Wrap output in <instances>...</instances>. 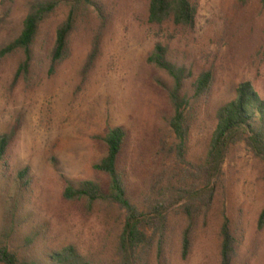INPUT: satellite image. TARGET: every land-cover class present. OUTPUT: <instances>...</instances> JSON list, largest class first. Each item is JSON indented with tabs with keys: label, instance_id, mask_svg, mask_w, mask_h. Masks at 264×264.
<instances>
[{
	"label": "rangeland",
	"instance_id": "obj_1",
	"mask_svg": "<svg viewBox=\"0 0 264 264\" xmlns=\"http://www.w3.org/2000/svg\"><path fill=\"white\" fill-rule=\"evenodd\" d=\"M26 1L0 0V46L21 33ZM103 1L112 21L103 31L99 56L90 70L86 66L101 27L94 13L71 38L69 56L51 70L50 54L56 30L68 14L66 7L47 21L39 57L26 71L21 72L26 61L22 54L0 60V137L15 134L8 173L0 174V226L9 202L17 199L19 172L29 169L32 183L24 193L29 198L27 211L23 209L30 218L19 213L18 222L23 224L22 238L31 229L38 230V257L75 247L92 264H121L123 213L106 203L63 198L68 182L108 183L94 165L105 156L103 138L112 129L128 132L121 164L133 201L146 208L148 198L159 197L167 185H204L188 163L204 159L217 113L235 100L241 84L251 83L264 99L263 0L246 5L237 0H198L194 29L163 30L147 23L149 0ZM158 44L196 77L213 75L211 93L206 103L198 104L190 122L184 161L170 128L173 107L159 85V81L172 85V79L148 62ZM216 188L212 208L193 224L180 209L183 203L172 205L171 200L170 254L163 264H221L220 233L226 216L242 231L236 264H264V229L258 227L264 210V163L245 143L233 146ZM191 225L192 249L184 259L183 236ZM157 246L143 257L144 264H158Z\"/></svg>",
	"mask_w": 264,
	"mask_h": 264
},
{
	"label": "trees",
	"instance_id": "obj_2",
	"mask_svg": "<svg viewBox=\"0 0 264 264\" xmlns=\"http://www.w3.org/2000/svg\"><path fill=\"white\" fill-rule=\"evenodd\" d=\"M237 1L246 5L252 0ZM61 7L68 8V14L56 30V41L50 54L51 70L54 72L56 66L69 56L71 38L85 19L94 13L101 20V27L94 37L86 66V71L90 70L99 56L103 31L112 21L103 0H27L28 13L22 31L15 39L0 46V60L22 54L26 61L21 66V72L26 71L39 57L40 35L44 26ZM198 14V0H149L147 23L159 30L170 26L194 29ZM148 62L172 79V85L162 81H159V85L168 93L173 107L170 128L179 142L176 152L183 158L190 143V122L199 109L198 104L206 103L211 93L213 75L206 72L196 77L191 69L172 59L169 49L162 44L155 47ZM14 139V133L0 137V174L3 177L8 173L7 156ZM127 139L128 132L124 128H114L103 138L107 152L94 165V169L106 176L108 183L87 181L77 185L76 182H68L63 198L70 202L86 200L91 205L102 202L123 213V229L118 242L121 264H144L143 257L152 251L156 243L157 263L163 264L170 254L167 243L171 228L167 214L171 200H174L172 205L183 203L180 209L193 224L197 216L212 208L217 193L216 186L221 181L228 153L233 146L245 143L247 149L264 163V99L251 83L241 84L235 100L217 113L216 129L204 159L198 164L188 163L204 185L192 188L167 185L161 190L159 197L148 198L149 206L146 208H141L133 201L128 176L121 164ZM17 180V199L9 202L11 208L5 210L0 226V264H92L75 247L36 256L35 247L40 237L38 230L31 229L22 238L23 224L18 222L19 213L30 218L24 213L29 201L24 193L32 183L30 170L19 172ZM237 226L234 227L227 216L224 218L220 233L221 264L237 263L242 242V231ZM258 227L259 230L264 229V210L259 217ZM191 231L192 225L183 236L184 259L188 258L192 249Z\"/></svg>",
	"mask_w": 264,
	"mask_h": 264
}]
</instances>
